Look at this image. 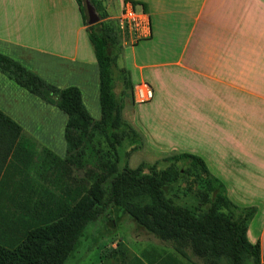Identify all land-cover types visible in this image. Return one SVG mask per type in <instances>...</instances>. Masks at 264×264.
<instances>
[{
    "label": "crops",
    "instance_id": "0c3cea01",
    "mask_svg": "<svg viewBox=\"0 0 264 264\" xmlns=\"http://www.w3.org/2000/svg\"><path fill=\"white\" fill-rule=\"evenodd\" d=\"M96 1L121 38L114 81L122 70L133 89L148 84L154 121L181 135L184 124L191 153L202 149L227 198L253 208L246 236L259 244L264 264V0ZM129 10L134 21L124 19ZM0 53L59 90L77 87L100 119L98 67L76 0H0ZM30 94L0 71V110L64 158L66 114ZM133 129L148 147L154 131L142 130L145 137ZM144 249L119 264H183Z\"/></svg>",
    "mask_w": 264,
    "mask_h": 264
},
{
    "label": "rangeland",
    "instance_id": "374dc122",
    "mask_svg": "<svg viewBox=\"0 0 264 264\" xmlns=\"http://www.w3.org/2000/svg\"><path fill=\"white\" fill-rule=\"evenodd\" d=\"M123 83L118 74L114 81L115 94L122 100L124 121L145 137L146 133L142 130L154 131L152 138L159 137L156 140L161 148L153 147L152 138L148 139V147L138 144L135 148L122 137L117 160L100 132L89 129L86 135L80 131L71 134L75 147L67 150L63 158L50 153L45 140L33 138L22 130L10 159L0 171V245L13 248L30 228L56 219L81 199L94 200L99 196V188L107 189L111 179L127 169L139 172L137 175H152L162 181V198L168 205L189 211L194 216L211 209L214 214H221L224 218L235 217L236 213L231 214L222 201L215 200L214 192L207 188L204 174L184 162L164 161V158L174 154H194L191 153L192 146L188 145L191 140L184 136V124L172 122L175 127L180 124L183 135L174 133L170 128L165 130L168 124L156 123L149 103H136L133 88L129 90ZM13 100L19 99L14 96ZM128 100L133 107L128 106ZM18 108L26 109L27 103H20ZM145 111L149 119L145 118ZM91 113L94 117L93 110ZM197 149L200 152L198 155L202 156V149ZM140 164L146 165L139 169ZM135 189H125L120 198L135 194ZM138 193L145 197V202L139 206L142 213L149 219L154 217L156 200L151 198L149 188L144 185ZM102 195L104 197L106 193ZM202 204H206L204 208L200 207ZM225 228L221 220L209 225L214 242L208 245L204 240L209 251L202 257L192 251V238L186 242L183 240L180 246L188 253L187 258L177 251L172 241H166L138 223L121 204H112L95 223L85 227L64 264H119L131 254L139 255L143 248L148 250V255L163 251L167 259L170 256L180 258L183 264H230L228 253L221 250L222 239L227 235ZM243 264L253 263L251 259H246Z\"/></svg>",
    "mask_w": 264,
    "mask_h": 264
},
{
    "label": "trees",
    "instance_id": "16d2710c",
    "mask_svg": "<svg viewBox=\"0 0 264 264\" xmlns=\"http://www.w3.org/2000/svg\"><path fill=\"white\" fill-rule=\"evenodd\" d=\"M90 1L100 17V20L92 25L87 23L85 0H76L81 19L87 27L98 67L99 120L92 119L82 103L80 90L75 86L59 90L19 62L1 53L0 71L18 86L47 103L54 104L66 114L64 137L68 151L75 147L72 137L74 131L86 135L91 129L100 132L119 160L118 148L122 145V137L135 148L141 144V141L137 132L124 121L121 114L122 100L114 92L113 68L122 51L118 29L112 21L106 19L100 3L96 0ZM132 3L136 4V2ZM119 74L124 81L123 85L132 90L133 87L124 71L121 70ZM21 132L20 125L0 110V171L10 159ZM164 161L184 162L204 174L207 177V188L214 192L215 200L222 201L231 214L236 213L235 217L224 218L221 214H214L211 209L204 214L194 216L189 211L168 205L162 198V181H158L152 175H137L139 172L135 173L127 169L122 170L118 177L111 179L107 189L99 188L97 190L99 196L94 200L81 199L56 219L30 228L13 248L0 245V264H64L85 227L89 223H95L112 204H121L138 223L148 227L166 241H172L177 251L187 258L189 255L180 243L192 238V251L202 257L209 251L208 246L204 245V240L208 245L214 242V237L210 236L209 225L215 220H221L225 224L227 233L224 240L222 239L221 250L224 249L228 253L230 264H243L246 259H251L253 264H262L259 244L250 243L246 236L247 221L253 213V208L233 204L226 196L224 185L209 173L200 156L180 153L164 158ZM145 165L140 164L138 168L141 169ZM144 185L149 188L151 198L156 200L158 209L150 219L139 208L140 204L145 202V197L138 193ZM129 187L132 189L136 187L135 194L131 193L126 198H120L122 191ZM103 192L106 193L104 197ZM204 205L206 204L200 207L204 208Z\"/></svg>",
    "mask_w": 264,
    "mask_h": 264
},
{
    "label": "built area",
    "instance_id": "2783aa9c",
    "mask_svg": "<svg viewBox=\"0 0 264 264\" xmlns=\"http://www.w3.org/2000/svg\"><path fill=\"white\" fill-rule=\"evenodd\" d=\"M124 19L128 21H134V15L131 10L124 13ZM153 96L151 87L146 83H140L134 86L133 97L136 102L149 101Z\"/></svg>",
    "mask_w": 264,
    "mask_h": 264
},
{
    "label": "water",
    "instance_id": "95a60500",
    "mask_svg": "<svg viewBox=\"0 0 264 264\" xmlns=\"http://www.w3.org/2000/svg\"><path fill=\"white\" fill-rule=\"evenodd\" d=\"M85 10L87 14V23L89 25L95 24L100 20V17L90 0H85Z\"/></svg>",
    "mask_w": 264,
    "mask_h": 264
}]
</instances>
